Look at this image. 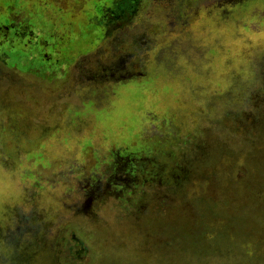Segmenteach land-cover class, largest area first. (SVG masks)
I'll use <instances>...</instances> for the list:
<instances>
[{"label":"rangeland","instance_id":"374dc122","mask_svg":"<svg viewBox=\"0 0 264 264\" xmlns=\"http://www.w3.org/2000/svg\"><path fill=\"white\" fill-rule=\"evenodd\" d=\"M93 4L14 11L0 264H264V0Z\"/></svg>","mask_w":264,"mask_h":264},{"label":"flooded vegetation","instance_id":"af4514ba","mask_svg":"<svg viewBox=\"0 0 264 264\" xmlns=\"http://www.w3.org/2000/svg\"><path fill=\"white\" fill-rule=\"evenodd\" d=\"M32 1L34 0H0V64L3 66L9 65L13 59V52H20L16 48L19 43L29 42L32 32L26 24L28 19L22 21L20 14L14 15V11L20 9V11L29 12L27 6ZM142 1L94 0L93 11H88V15L92 18L91 21L95 20L96 27L107 36L118 28L119 23L131 20L137 14ZM44 46L47 47L46 44H42L41 49ZM48 57V54H43L39 60L50 61ZM72 250L75 254L82 251L81 243L75 240Z\"/></svg>","mask_w":264,"mask_h":264}]
</instances>
